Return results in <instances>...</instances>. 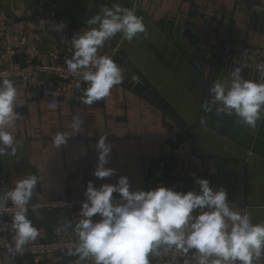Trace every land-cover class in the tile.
Instances as JSON below:
<instances>
[{"label":"crops","instance_id":"crops-1","mask_svg":"<svg viewBox=\"0 0 264 264\" xmlns=\"http://www.w3.org/2000/svg\"><path fill=\"white\" fill-rule=\"evenodd\" d=\"M115 3L134 9L146 26V34L131 42L117 34L100 49L101 55L111 56L122 67L123 83L92 105L74 104L52 112L37 92L25 91L20 79H12L18 89L19 119L10 131L23 143L15 156L0 157V184L12 189L26 174H35L39 182L30 203L44 204L85 197L89 181L99 187L115 184L120 176L128 177L130 190H148L179 170L193 191H199L194 175L207 179L213 189L222 186L227 191L233 210H248L254 224L264 222V112L252 129L239 123L235 114H217L215 105L209 113L201 108L212 98L213 83L230 82L232 71L239 67L223 59L231 45L259 49L264 62V16L253 12L249 1L0 0V21L8 16L30 21L67 16L74 24L73 37L90 27L86 21L102 5ZM206 12L221 17L208 19ZM205 38L219 43L211 63L196 55V45ZM241 68L244 79L264 83L253 70ZM73 115L83 120L79 133L72 129ZM202 118L206 124L200 123ZM57 132L69 136L59 149L52 142ZM101 135H108L106 142L112 146L105 166L116 170L104 179L93 175ZM70 216L63 210L30 214L39 236L29 244L52 240L56 223L68 229L71 241H78L67 224ZM13 237L6 238L12 246ZM0 264H30V260L1 251Z\"/></svg>","mask_w":264,"mask_h":264},{"label":"clouds","instance_id":"clouds-1","mask_svg":"<svg viewBox=\"0 0 264 264\" xmlns=\"http://www.w3.org/2000/svg\"><path fill=\"white\" fill-rule=\"evenodd\" d=\"M90 27L81 29L71 39L74 49L65 63L70 73L79 75L87 87L82 90L83 104L92 105L108 97L111 89L123 83V69L107 54H100L105 42L122 34L131 42L138 34H146L143 17L134 9L102 5L99 13L86 21ZM65 25L56 24L55 31ZM237 67L231 81L217 80L209 89L211 103L201 105L204 112L235 114L238 122L255 129L264 112V83L246 80ZM80 89V83L76 85ZM18 89L13 80L0 77V157L15 156L23 141L10 131L19 119L15 111ZM201 124H206L202 118ZM83 120L72 116V129L79 133ZM69 136L57 132L53 144L57 149ZM108 135L96 142L98 162L93 175L98 179L112 177L116 170L106 167L112 152ZM39 178L26 174L4 195L15 211L12 216L14 251L23 254L24 247L39 236V230L28 218L29 205ZM199 191H176L163 184L150 190H130L127 176L115 184L86 186V199L81 203L80 219L74 231L78 237L75 249L80 260L92 259L94 264H151L150 257L166 248L183 254L195 250L196 264H261L264 259V222L253 223L250 212L233 210L228 193L222 187L213 189L207 179L196 177ZM118 194V198L114 196ZM99 219H93L95 216ZM68 226L71 222H67Z\"/></svg>","mask_w":264,"mask_h":264},{"label":"built area","instance_id":"built-area-1","mask_svg":"<svg viewBox=\"0 0 264 264\" xmlns=\"http://www.w3.org/2000/svg\"><path fill=\"white\" fill-rule=\"evenodd\" d=\"M252 11L264 16V0H247ZM208 19L220 18V14L206 12ZM63 23L62 31H55L56 24ZM73 21L67 16H43L30 21L29 19L8 16L0 21V77L20 79L24 90L37 92L45 102L48 111H58L61 107L74 104L84 106L80 96L87 85L79 75L70 73L65 63L74 51L71 39ZM218 41L205 38L196 45V55L203 63H211L218 54ZM225 62L251 69L259 81L264 80V62L262 52L248 45H231L224 53ZM136 83H141L133 78ZM80 83V89L76 85ZM212 98L207 102L211 103ZM154 183L150 189L163 184L176 191L187 192L191 189L185 174L179 170L172 171L166 177ZM148 189V190H150ZM11 188L0 184V252H5L14 259L29 258L30 264H94L92 259L80 260L75 249L78 241H71L68 229L56 223L52 228L53 238L41 243H31L24 247L23 254H17L14 246L7 241L9 234H14L12 216L14 207L5 197ZM147 191V190H145ZM118 198V194H114ZM86 197L76 199H58L44 204L30 203L28 216L35 212L63 210L71 213L70 222L75 224L81 218L79 211ZM93 219H97L96 216ZM4 238V241L2 239ZM4 245L3 247L2 244ZM195 250L187 254L174 249H160V255L150 257L154 264H196L193 258ZM65 262V258H71ZM264 264V259L261 260Z\"/></svg>","mask_w":264,"mask_h":264},{"label":"water","instance_id":"water-1","mask_svg":"<svg viewBox=\"0 0 264 264\" xmlns=\"http://www.w3.org/2000/svg\"><path fill=\"white\" fill-rule=\"evenodd\" d=\"M71 259H73V257H71V258H65V262H68V261H70Z\"/></svg>","mask_w":264,"mask_h":264},{"label":"trees","instance_id":"trees-1","mask_svg":"<svg viewBox=\"0 0 264 264\" xmlns=\"http://www.w3.org/2000/svg\"><path fill=\"white\" fill-rule=\"evenodd\" d=\"M241 45H245V44H241ZM249 46V45H248Z\"/></svg>","mask_w":264,"mask_h":264},{"label":"rangeland","instance_id":"rangeland-1","mask_svg":"<svg viewBox=\"0 0 264 264\" xmlns=\"http://www.w3.org/2000/svg\"><path fill=\"white\" fill-rule=\"evenodd\" d=\"M156 183V182H155Z\"/></svg>","mask_w":264,"mask_h":264}]
</instances>
